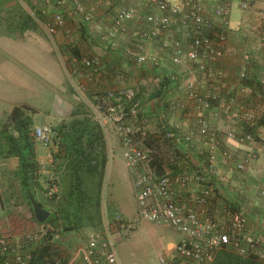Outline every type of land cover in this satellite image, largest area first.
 I'll list each match as a JSON object with an SVG mask.
<instances>
[{
  "label": "built area",
  "instance_id": "obj_1",
  "mask_svg": "<svg viewBox=\"0 0 264 264\" xmlns=\"http://www.w3.org/2000/svg\"><path fill=\"white\" fill-rule=\"evenodd\" d=\"M35 1L44 8L54 9L49 18L41 20L50 38L64 25L66 11L73 12L84 24L91 23V13L87 11L84 0ZM111 1L99 0V3L107 5ZM251 2L240 0L239 9L247 11ZM210 3L214 5L212 9ZM146 4L149 13L145 16L141 38L156 41L171 34L173 40L161 43L159 40L154 57H149L142 46L138 47L136 51L129 52V60L136 66L150 64L159 68L157 59L164 57L169 64L164 72L172 82L181 81L184 101L169 103L167 110L169 114L182 111L188 125L185 130L179 126L170 127L164 139L178 141L185 146H192L195 140L202 144L197 170L192 174L161 176L149 167L145 173L137 172L149 162V150L145 146L149 136L141 126L140 103L133 90L102 91L88 98L86 88L74 83L75 98L86 106L104 132L112 130L126 166L136 169L133 188L141 221L175 233L170 260L177 264H212L218 253L229 249L241 258H254L264 264V231L257 229L242 209L212 203L217 198L214 193L216 184L224 186L227 181L218 167V154L224 163L230 164L231 169L240 174L259 159L255 151L236 159L232 152L220 148V137L240 145L263 143L264 149V124H261L264 122V51L261 60L243 51L239 70L232 76L222 66L227 51L215 26V20H219L223 28L229 29L230 0H146ZM41 14L45 15L46 9ZM133 20V11L120 10L113 21V28L119 29L122 24ZM183 39H186L185 43ZM98 40L109 49L117 47L113 33L101 34ZM60 58L71 81L77 73L74 60L63 58L61 54ZM187 63L192 64V74L183 78L176 76L174 70ZM81 65L93 74L101 68L96 58H83ZM200 77L211 78L221 86L231 81L233 94L214 88L200 92ZM157 81L159 83L161 78L158 77ZM212 120L220 121L221 127L211 126ZM31 136L46 148L45 158L39 161V165L46 169L41 175L47 178L45 197L49 200L58 193L50 175L55 165L54 156L59 150L57 136L45 124L33 126ZM261 171L264 172V163ZM234 188L241 194V186ZM249 190L264 198V188L251 185ZM114 220V229L106 226L103 232L87 233L76 254L81 264H120L112 232L126 228L127 224L118 215ZM44 235V229L29 231L14 244L0 237V251L13 255L15 264H27L30 257L28 254L21 256L22 250ZM158 259L161 264L166 262L161 254H158ZM41 264L62 263L59 259H44Z\"/></svg>",
  "mask_w": 264,
  "mask_h": 264
},
{
  "label": "crops",
  "instance_id": "obj_2",
  "mask_svg": "<svg viewBox=\"0 0 264 264\" xmlns=\"http://www.w3.org/2000/svg\"><path fill=\"white\" fill-rule=\"evenodd\" d=\"M256 1L264 4V0H252L253 5L257 3ZM132 2L127 4V0H112L109 4L105 5L99 3V0H84L87 11L91 13V23L84 24L73 12L66 11L64 13V25L52 38H50L46 35L41 25V20L49 18L53 14V7L44 8L38 5L35 0H0V47L5 48L7 46V49H5L7 53H17L16 50L13 49L19 46L18 43L31 42L29 40L31 39L30 32L39 29L51 43L55 53L60 55L61 50L63 51V58L68 57L74 60L77 73L70 81L66 69H64L62 64V60L59 58L62 74L66 81L67 91L71 95L72 101H64V109H54L51 111L54 123L69 118L74 107L79 104L75 98L74 89L72 87L74 83H79L86 88V95L88 98L102 91L120 89L133 90L140 103L139 117L141 126L146 130L148 136L153 133L157 137L161 136L162 139L166 141L164 136L170 127L179 126L182 130L187 128L188 121L184 118V113L182 111L169 114L167 110L169 103L184 101L182 97L183 86L180 85L181 81L175 82L163 96L153 97L155 89L160 83L157 81L158 77H160L159 75H161L160 73L164 72V68L169 66L167 59L158 57L157 62L159 63V68H154L150 64L136 66L129 60V52L136 51L138 47L142 46L149 57H154L157 47L159 46V40H161L160 43L166 40L169 42L173 40L171 34H169V36H162L156 41L142 39L141 33L145 29V16L149 13V9L146 0H136L134 3ZM239 3L240 0H230L231 12L229 16V29L223 28L221 22L215 20L217 34L222 37L223 41L221 43H223L227 51L222 66L225 71L232 76L239 70L243 51L248 52L254 59L259 60H261V55L264 51V31L259 27L260 25L256 18L250 20L244 15L246 11H241L239 9ZM209 5L210 9L214 6L212 3ZM44 9H46V14L42 15L41 12ZM123 9L133 11L134 20L122 24L119 29H114L113 21L117 13ZM22 14L26 16L24 22L21 20ZM248 29L252 30V32H248ZM104 33L114 34V40L117 44L115 49H109L106 45L100 44L98 40L99 35ZM185 42L186 39H183V43ZM3 50L4 49H0V53H2ZM44 50L45 49L40 50L39 48L37 51L42 53L41 56L45 60L54 58L53 53L50 52L52 51L51 49L49 50L48 48L49 52H45ZM74 53L77 54L78 57L74 56ZM83 58L98 59L101 64L99 72L93 74L85 70L81 65ZM4 62L7 61H4L3 56H1L0 74L3 78L6 74L9 80L14 82L15 76L12 75V72H15L14 64L9 62L7 65H4ZM45 67L49 68L48 63ZM174 73L179 78L186 77L192 74V64L187 63L181 68L175 69ZM10 75L12 77H10ZM198 88L200 92H206L214 88L221 89L224 93L231 92L233 94V85L231 81H226L225 84L221 86V84H217L211 78L200 77ZM145 91L147 93H145ZM148 104H152L151 113ZM14 105H25L26 107L28 106V108L30 107V109L32 108L31 105L25 103H13L10 105V108L12 109ZM154 107L156 108L155 113L153 111ZM5 122H3V124ZM43 124L48 125L46 123L36 124L34 122V126ZM221 124L222 123L218 120H212L211 122V126L216 128L221 127ZM104 133L106 135L105 139L108 154L111 151L110 145H113L117 150H121L119 142L112 130ZM220 142V148L232 152L236 159L250 151L258 153L259 159L247 168L245 172L240 174L233 171L230 164L224 163L218 154L217 164L226 175L227 181L224 186L219 185L221 186V190L218 191L220 196L213 199L212 203L215 206L222 207L240 206L250 218L251 223L254 224L257 229H260V231H264V198H261L257 192L249 190V186L251 185L264 188V172H262L260 168L264 163L263 143L253 146L240 145L226 141L221 137ZM168 143L170 147L163 149L162 153L168 154L167 149L170 148L171 152L169 153L174 157L173 162L166 164L164 161L156 160L160 164L163 175H175V173L186 175L195 172L200 166L201 157L199 154L203 150V145L197 140L193 142L192 146H185L178 141ZM45 151V148L41 144L37 142L34 143V152L38 161L45 158ZM9 159L10 158H6L4 163H7ZM139 169H137V172H142L141 169ZM256 169H259L258 173ZM16 170L17 164L15 171H13V176ZM137 172H135V174ZM4 182L6 183L5 179L3 180V183ZM235 186H241V194L235 190ZM8 195L9 201L0 196V221L3 222V225H0V234L3 232L9 233L10 235L6 239L14 244L21 239L24 233L37 231L40 227L30 217V211L28 206L25 205V201H23L24 197L20 192L17 181L15 200L12 198L13 193L10 192ZM37 198H40V196L38 195ZM111 217H113L112 214H109V219H111ZM105 219L106 216L103 218V224L105 223ZM121 219L123 220V218ZM2 226L3 228H1ZM161 229L162 228L159 229L154 226V235L158 237H156V239L161 249L166 250L164 254H166L169 264H177L178 262L174 263L173 260H170L169 256L176 235L173 236L168 230ZM63 241L67 247L72 246V254L67 264H81L76 254L83 242L79 241L78 235L66 234L63 237ZM168 246H171L170 250Z\"/></svg>",
  "mask_w": 264,
  "mask_h": 264
},
{
  "label": "trees",
  "instance_id": "obj_3",
  "mask_svg": "<svg viewBox=\"0 0 264 264\" xmlns=\"http://www.w3.org/2000/svg\"><path fill=\"white\" fill-rule=\"evenodd\" d=\"M74 56L78 57L75 53ZM160 74L161 81L153 94L155 98L163 96L175 83L165 72ZM34 114L35 111L26 106H14L0 130V142L7 147L4 157L17 160L14 177L30 211V217L40 229L45 230V235L38 242L27 245L21 256L29 255L27 264H41L44 259H59L62 264H67L72 246L64 244L63 237L66 234L78 235L79 241L81 237L84 242L87 233L103 231L107 143L102 128L92 119L83 103L74 107L69 118L50 126L57 136L59 150L54 156L53 172H58L60 181H55V184L60 191L49 199L52 206L47 210L50 213L48 219L43 224H38L33 217L29 198L44 208L36 195L41 192L45 197L47 180L38 175L39 162L34 152L35 142L31 137ZM150 167L154 168L157 176L163 175L159 162L152 161ZM219 185L214 190L215 197L220 196ZM237 207L241 209L240 206ZM110 221V226L114 229V218L111 217ZM13 258V255L0 251V264L5 261L15 264ZM212 264L263 263L254 258H241L228 249L218 253Z\"/></svg>",
  "mask_w": 264,
  "mask_h": 264
},
{
  "label": "rangeland",
  "instance_id": "obj_4",
  "mask_svg": "<svg viewBox=\"0 0 264 264\" xmlns=\"http://www.w3.org/2000/svg\"><path fill=\"white\" fill-rule=\"evenodd\" d=\"M134 1L136 0H127V4L130 2L134 3ZM256 2L257 3L254 5L253 2L250 4L249 9L244 15L250 20L256 18L260 25L259 27L264 31V4L259 1ZM25 19L26 16L22 14V22H24ZM247 31L252 32V30L249 29ZM30 34L31 39L29 40L31 42H20L18 43L19 46L13 49L16 50L17 53H7L5 51L7 46L5 48L0 47V49H4L3 52L0 53V57L3 56L4 61H7L4 62V65L11 62L14 64L15 70V72H12V75L15 76L14 82H11L6 74L4 78L0 74V130L3 122H5L8 117L11 109L10 105L13 103L31 105V109L35 111L32 118L36 124L46 123L48 126H53L54 120L51 116V111L54 109H64V101H72L71 95L67 91L65 77L62 74L59 59L60 55L54 52L51 43L39 29L32 30ZM39 48L40 50L45 49V52H49L51 49L52 51L50 52L53 53L54 58L45 60L41 56L42 53L37 51ZM62 52L63 51L60 50L61 55ZM47 63L49 68L45 67ZM10 77L12 76L10 75ZM145 93L147 92L145 91ZM148 106L150 107L149 109H151V113L152 104H148ZM153 111L155 113V107ZM32 140L34 141L33 138ZM145 146L146 149L149 150V162L140 167L142 172L145 173L149 168L154 170L149 166L152 161H156L157 159L166 162V164L173 162L174 157L169 153L171 152L170 148L167 149L168 154L162 153L163 149L170 147V144L164 141L161 136L157 137L152 133V135H149ZM110 148L111 151L108 154V163L103 184L104 216H106L105 223L103 224V231L106 226L109 227L112 224L109 219V214H112L113 218H115L117 214L126 222V228L112 232V238L116 246L120 264H161L158 259V254H161L166 260L164 264H169L168 258L164 254L166 250L161 249L156 239L157 236L154 235V226L142 222L137 214V202L133 188L136 169L126 166L121 150H117L113 145H110ZM6 149L7 147L0 142V196L9 201L8 194L10 192L13 193V200H15L14 197H16L17 180L13 176V171L16 169L17 160L15 158H10L7 163H4V160H6L4 157ZM43 169L46 171L43 166L39 165L38 175L45 177L41 175ZM256 171L258 173L259 169H256ZM50 175L54 180V184L56 183L55 181H60L57 171L53 172V170H51ZM4 179L6 183H3ZM41 183L44 184V182ZM46 185L48 186V182ZM55 185L57 186V184ZM58 191L60 190L58 189ZM38 195H40V198H37ZM36 198L39 202H42L46 211L51 208L52 205L50 201L45 199L41 192H38ZM23 201H25V199ZM0 225H3V222L0 221ZM128 225L130 227H128ZM1 228H3V226ZM166 230L175 236V233L171 229ZM9 235L10 234L6 232L1 233V237L4 238H8ZM80 241L82 242L81 237ZM168 249L170 250L171 246H168Z\"/></svg>",
  "mask_w": 264,
  "mask_h": 264
},
{
  "label": "water",
  "instance_id": "obj_5",
  "mask_svg": "<svg viewBox=\"0 0 264 264\" xmlns=\"http://www.w3.org/2000/svg\"><path fill=\"white\" fill-rule=\"evenodd\" d=\"M29 203L31 205L32 214L35 221L38 224H43L49 217L50 213L42 208L38 203H36L33 199L29 198Z\"/></svg>",
  "mask_w": 264,
  "mask_h": 264
},
{
  "label": "clouds",
  "instance_id": "obj_6",
  "mask_svg": "<svg viewBox=\"0 0 264 264\" xmlns=\"http://www.w3.org/2000/svg\"><path fill=\"white\" fill-rule=\"evenodd\" d=\"M104 132V131H103Z\"/></svg>",
  "mask_w": 264,
  "mask_h": 264
}]
</instances>
